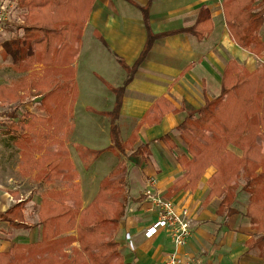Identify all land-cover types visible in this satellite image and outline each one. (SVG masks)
I'll return each instance as SVG.
<instances>
[{
  "label": "crops",
  "instance_id": "obj_1",
  "mask_svg": "<svg viewBox=\"0 0 264 264\" xmlns=\"http://www.w3.org/2000/svg\"><path fill=\"white\" fill-rule=\"evenodd\" d=\"M14 14L21 17L23 13ZM1 32L0 50L4 40L22 35V30L12 24L4 25ZM260 34L264 41V25ZM151 38L150 48L141 60ZM6 61L11 65L12 57L3 59L0 53V63ZM230 61L253 71L264 64V52L262 58H258L236 43L227 25L223 0H96L82 30L79 53L71 65L73 74L48 71L42 64H36L27 74L29 77L38 70L34 73L38 78L51 77L49 101L51 106L60 108L47 111L42 105L35 106L43 96L34 88L33 103L16 112L6 109L2 113L3 117L9 115V122L25 119L26 113L43 117L46 122L36 123L32 130L19 127V138L4 131L5 125L0 131V212L15 202H23L25 223L31 225L13 228L0 222V251H9L15 243L41 239L39 210L35 206L40 207L43 190L47 187L45 184L43 188L45 181L41 180V157L45 154L39 147L42 128L49 133V153L64 146L75 165L74 147H85L88 143L83 140L93 135L83 129L82 138L73 121L76 104L85 91L90 100L83 102L82 107L90 114L91 121L96 122V130L107 131V143L113 144L111 115L120 99L116 120L120 138L127 141L136 132L135 147L149 144L144 158L133 155L131 150L124 156L129 170L130 199L116 239L126 261L163 264L167 253L175 250L173 239L165 230L152 238L145 236L147 227L158 217L145 195L149 180L155 178L157 192L170 196L178 209L186 207L191 213L193 232L189 243L178 249L181 253L201 264H264V254L247 245L255 231L243 214L246 200L238 202L241 212L229 218L218 211L221 202L218 196L204 203L211 189L209 179L215 171L213 167L205 172L195 188L173 190L186 174L178 156L185 153L190 157L179 127L192 110L220 95L222 76ZM58 96L60 100H55ZM59 113L65 114L61 124L57 123ZM24 123L29 126L27 121ZM85 164L90 177L96 180L97 169L91 170L89 163ZM83 178L78 171L77 182L84 203L88 204L98 190L94 188L96 184H93L94 190L87 187ZM60 182L69 183L62 179ZM69 187L65 185L66 191H62L68 193ZM89 194L92 195L88 197ZM127 233L132 235L135 248L130 246Z\"/></svg>",
  "mask_w": 264,
  "mask_h": 264
},
{
  "label": "trees",
  "instance_id": "obj_2",
  "mask_svg": "<svg viewBox=\"0 0 264 264\" xmlns=\"http://www.w3.org/2000/svg\"><path fill=\"white\" fill-rule=\"evenodd\" d=\"M17 2L19 8L26 10L20 17L23 24L15 26L22 30V35L4 40L0 50L3 59L12 57L10 68L19 75L17 81L33 86L26 77L36 64H42L48 71L73 74L71 65L79 53L82 30L96 0ZM223 7L236 43L262 58L264 41L260 32L264 25V0H223ZM151 42L152 38L141 60ZM20 88L1 84L0 104L19 105L20 92L25 86ZM119 106L120 99L111 115L112 149L122 153L131 150L135 156L146 157L149 144L135 147L136 132L127 141L120 138L116 124ZM25 116L13 122L0 119V131L5 125L4 131L19 138V127L32 130L36 123L45 121L35 114ZM26 121L29 126H25ZM179 131L190 157L185 153L178 156L186 174L173 190L195 188L213 167L215 171L209 179L211 189L204 203L218 196L221 198L218 211L229 218L241 212L238 202L246 200L243 214L255 231L247 245L264 254V147L261 144L264 142V64L249 71L230 61L222 76L220 95L192 110ZM41 162V180L49 183L43 190L40 207L35 206L39 210L42 237L39 241L15 243L9 251H0V264H133L120 254L116 239L130 199L127 165L119 162L102 179L96 197L84 206L77 182L78 171L66 148L61 146L55 153H45ZM61 179L71 183L68 193L54 187ZM69 201L72 205L67 204ZM0 222L13 228H29L31 225L25 223V203H15L0 212Z\"/></svg>",
  "mask_w": 264,
  "mask_h": 264
},
{
  "label": "rangeland",
  "instance_id": "obj_3",
  "mask_svg": "<svg viewBox=\"0 0 264 264\" xmlns=\"http://www.w3.org/2000/svg\"><path fill=\"white\" fill-rule=\"evenodd\" d=\"M26 10L25 9H21L18 6V2L17 0H0V26L1 28L4 27V25L7 24H12V26H16L18 24H23V21L20 17H17L16 14L14 13H24ZM4 13V14H3ZM8 13H10L8 15ZM0 33H2L0 31ZM0 42H1V37H0ZM8 57V56H7ZM11 61V60H10ZM10 61H6V62H2L0 63V85L1 84H7L8 86H16L18 88H20V85L22 86V89H25L24 91L21 90V100H20V104H15V105H10L8 104H0V119L6 122H9L11 119L8 118L9 115L3 117L2 113H4V111H6V109H10L9 111H14L16 112L17 109H22L24 105L33 103L34 100L32 99L34 97V94H36V91H32L34 88H36L39 92L42 94L43 97L38 98L39 104H35V106L39 107V106H43V108H46L45 110H50L51 108H55V109H59L60 106H51L49 101V97H50V92H49V84L51 82V77L46 76L44 78H38V76L36 74H34L35 72H39L38 70L31 73V76L26 77V81L29 82L32 81L33 83H35V86H31L29 83H22V82H18L17 78L19 77L18 74H16L12 68H10V65L8 62ZM83 70V68L81 69ZM22 83V84H21ZM54 86V83L52 84ZM31 86V87H30ZM42 86V87H41ZM80 94L82 93V85L80 84ZM21 89V88H20ZM40 90V91H39ZM84 91V90H83ZM86 92L84 91V93L82 94L81 98L79 99L78 103L76 104L75 107V112L73 115V121L74 123L77 125V134H81L82 138H84V135L82 134V132L85 130L86 132H89L90 134H93L89 137H86L83 141L87 142L88 144L85 145V147H74V156H75V167L78 169L79 172H81V175L84 177V181L87 185V187L93 188V184H96V186L94 187L96 190L99 191V187H100V183L102 181V179H104L106 176L109 175V173L116 167V165L123 161L125 163L124 160V156L127 155V152L122 153L120 151H118L117 149H112V145H110L109 143H107L108 140V135H107V131L106 133H102L101 130H96V122L95 121H91L90 119V115L89 113H87L86 109L82 107V103L90 100L88 99V96L85 94ZM55 100H60V97L58 96L57 98H54ZM52 103V102H51ZM17 106V108H16ZM13 109V110H12ZM12 113V112H11ZM10 113V114H11ZM56 115V114H55ZM24 116V115H21ZM58 116V122L57 123H62V121H65V114L62 116L60 113ZM102 119V117H100ZM56 120V119H54ZM46 122V121H44ZM56 122H54V124H57ZM88 127L90 129L87 130ZM84 129V130H83ZM41 142L40 144V149L41 152H45V153H49L50 152V137H49V133L42 128V132H41ZM88 139V140H87ZM107 139V140H106ZM87 140V141H85ZM91 142H96L95 144H91ZM262 146L264 147V142H261ZM93 151V153L95 152L96 154H92V152H90L89 150ZM2 149L0 148V151ZM43 152V153H44ZM79 152V153H78ZM113 152L115 153V155H113ZM88 162L89 166L88 168H90L91 170L93 169H97L96 173L94 174V177L96 180H94V178L90 177V172L87 170V168L85 167V163ZM128 167V163H125ZM76 169V170H77ZM1 175V174H0ZM92 176V175H91ZM65 182V179H63ZM61 180L55 182L53 185L56 189H59V191H66L64 189L65 185L69 187V185H71V183L69 182L68 184H65L63 182H60ZM67 181V180H66ZM129 181V179H128ZM79 183V182H78ZM49 185L48 182H44L43 183V188ZM80 185V183H79ZM81 188V186H80ZM93 188V190H94ZM70 189V187L68 188ZM92 190V191H93ZM136 187H133V193L136 194ZM13 191V190H12ZM62 191V192H64ZM97 191V193H98ZM82 192V191H81ZM93 193V192H91ZM96 193V195H97ZM92 194L87 195L88 197L91 196ZM96 195L94 196V198L96 197ZM82 197V201H83V205L86 206L88 204L84 203L83 200V196ZM16 200V199H15ZM70 203H68L69 205H72V202L69 201ZM16 203V202H15ZM128 204V203H127ZM74 233V232H71ZM76 243V242H75ZM69 250V249H68ZM70 251V250H69Z\"/></svg>",
  "mask_w": 264,
  "mask_h": 264
},
{
  "label": "built area",
  "instance_id": "obj_4",
  "mask_svg": "<svg viewBox=\"0 0 264 264\" xmlns=\"http://www.w3.org/2000/svg\"><path fill=\"white\" fill-rule=\"evenodd\" d=\"M2 28L0 26V31ZM149 184L150 186L145 195L151 200L152 206L158 212V217L147 227L145 236L152 238L161 230H165L170 234L175 244V250L167 253L163 259V264H201L191 256L178 250L185 247L192 236L193 226L189 209L186 207L178 209L173 199L157 192L155 178L150 179ZM126 237L130 246L135 248L132 235L127 233Z\"/></svg>",
  "mask_w": 264,
  "mask_h": 264
}]
</instances>
